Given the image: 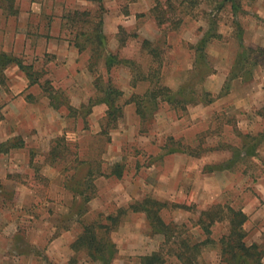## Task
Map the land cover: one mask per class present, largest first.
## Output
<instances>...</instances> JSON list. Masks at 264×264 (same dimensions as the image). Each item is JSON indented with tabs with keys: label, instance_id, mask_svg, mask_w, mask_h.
Instances as JSON below:
<instances>
[{
	"label": "rangeland",
	"instance_id": "obj_1",
	"mask_svg": "<svg viewBox=\"0 0 264 264\" xmlns=\"http://www.w3.org/2000/svg\"><path fill=\"white\" fill-rule=\"evenodd\" d=\"M39 1L56 16L64 14L69 20L67 37L72 44L85 47L82 62L90 73L93 92H82L86 102L77 108L71 107L73 98L68 92L55 94L58 110L53 120L63 118L54 130L55 139L35 141V130L25 124L23 130L11 128L14 136L8 141L21 139L23 147L0 154L11 164L6 177L0 179V264H88L82 252L70 249L84 226L104 223L106 216L144 197L176 200L174 193L160 189L157 182L160 178L169 184L180 164H184V178L195 165L221 174L231 170L222 175L223 189L212 203L202 194L193 197L201 204L194 203L192 186L183 185L186 200L169 203L190 208H165L160 213L163 220L185 224L194 239L202 240V232L191 227L198 213L216 204L230 206L247 217L245 242L260 245L264 252V16L256 13L258 1L238 0L236 11L222 0ZM29 3L1 0L0 46L8 44L15 33L10 14L26 9ZM100 5L102 11H98ZM109 13L116 15L114 32L104 26ZM127 15H135L136 20L125 18ZM98 17L102 18L103 51L90 59L91 45L82 37L76 39L75 34L91 33ZM7 18L10 25L4 22ZM208 31L216 38L209 39L204 60H198L192 47ZM19 36V42L26 39L23 32ZM242 47L251 50L245 55L249 65L242 78L232 79L231 70ZM109 54L130 63L106 69L103 62ZM9 55L26 64L31 60ZM36 68L43 71L40 64ZM21 73L14 64L0 70V110L23 89V81L15 77ZM156 82L178 93L184 110L159 97L149 113L152 105L143 99L140 110L145 115L140 118L135 112L136 99L156 88ZM108 86L121 92L117 97L111 95L121 115L114 128L104 129L103 111L93 107L106 94L100 90ZM206 93L209 97H204ZM209 99V104L203 103ZM191 100L195 102L187 104ZM53 148L57 150L54 158ZM246 152L256 157H245ZM188 155L199 158L197 164L187 162ZM116 165L125 175L122 182L110 175ZM175 184L176 179L170 182L171 187ZM22 186L27 192L17 190ZM86 196L94 203H83ZM77 212L83 214L77 216ZM118 219V227L109 234L117 248L112 264H139V257L162 247V240L151 236L143 213L127 210ZM226 230L225 223L216 224L209 237L216 242ZM199 264H221L217 247L206 246Z\"/></svg>",
	"mask_w": 264,
	"mask_h": 264
},
{
	"label": "trees",
	"instance_id": "obj_2",
	"mask_svg": "<svg viewBox=\"0 0 264 264\" xmlns=\"http://www.w3.org/2000/svg\"><path fill=\"white\" fill-rule=\"evenodd\" d=\"M1 2V0H0ZM96 3H100V0H96ZM230 4L231 10H237L239 7L238 0H222V4ZM2 8V7H1ZM103 8L100 5L98 11H102ZM17 12L14 11L10 15H15ZM75 14V13H74ZM66 18V16H65ZM99 21L97 25L92 29L91 33L77 32L75 38L82 37L84 42L91 45L90 59H96L101 50L103 51L101 42L104 40L101 32L102 28V18L98 17ZM69 21V20H67ZM72 22V19H71ZM216 38V35L208 31L203 37L197 42L192 49L197 54V59L204 60V48L208 43L209 39ZM144 44L147 41L143 42ZM74 47L79 51H83L85 47L80 46L78 43L73 44ZM251 52V50L242 47L241 52L236 58L233 70H231V78H242L241 73L245 70L246 58L245 55ZM117 60L116 56L107 55L105 61L103 62L106 69L118 63H130L127 60ZM199 63L203 67L207 66L203 61ZM198 63V64H199ZM14 64L21 72L24 73L29 85L35 83L33 79V68L32 66H25L23 62L19 59L13 58L8 54L0 53V70H4L7 66ZM249 65V64H248ZM246 73V72H244ZM158 82L153 90L147 92L143 97H137L135 106L136 114L140 118L144 119V112L140 110V104H142L143 99H147V102L152 105L149 111L151 113L156 108V102L159 97L162 98L163 102L175 105H181L184 110L183 100L178 99V93H172L167 88H161L157 86ZM95 89L97 88L94 84ZM98 91V88L96 89ZM106 94L102 97L100 96L95 100L97 104H104L106 106L105 116H104V129H108V126L112 128L115 127L114 122L121 115V109L114 104V98L111 95L120 96L121 92L115 89H111L109 86L106 89L100 90ZM100 92V93H101ZM56 94V93H55ZM55 94L50 95L51 106L57 109L55 105ZM204 97H209V94H204ZM185 101V100H184ZM195 101L191 100L187 104H193ZM201 102V101H199ZM211 100H204L203 103L209 104ZM91 104H95L93 101ZM89 103V104H90ZM77 113V112H76ZM88 113V112H87ZM23 147V142L21 139H14L0 144V154H7L12 149H19ZM56 148L51 150L54 158L56 155ZM170 151L168 153H172ZM252 155V154H251ZM254 155V154H253ZM246 156L249 157L250 154L246 152ZM121 168L116 165L115 169L110 173L117 178L121 177ZM213 170V169H210ZM79 195H83L79 193ZM90 201L89 197H83L82 202L87 203ZM179 208L187 210L190 207L173 204L169 202H163L151 197H144L142 200L133 202L129 204L126 209L120 208L117 210L115 215H108L104 218V223L91 222L86 224L83 228L81 234L71 243L70 249L74 253L82 252L84 258L88 264H112L116 254V245L112 242L109 234L112 233L119 224V216L125 213L127 210L134 213H143L147 225L150 230L151 235H161L164 238L162 247L149 255H144L139 257V264H168V260L171 259L170 264H199V259L202 251L206 246H216L219 254V262L221 264H262V259L264 256L263 249L260 245L252 243L247 244L245 242L246 233L243 229V225L247 220V217L242 213L241 210H235L230 206H222L220 204L212 205L205 210L198 213V218L196 222L191 224V227H197L200 232L205 236L202 240H196L189 234V228L185 224H176L171 221L169 223L165 222L161 217L160 213L165 208ZM83 212H77V216H81ZM219 223H225L227 230L216 242H214L209 235L211 234V228Z\"/></svg>",
	"mask_w": 264,
	"mask_h": 264
},
{
	"label": "crops",
	"instance_id": "obj_3",
	"mask_svg": "<svg viewBox=\"0 0 264 264\" xmlns=\"http://www.w3.org/2000/svg\"><path fill=\"white\" fill-rule=\"evenodd\" d=\"M257 1V8L260 9H258L256 13L260 16H264V0ZM115 16L111 13L106 16L104 26L107 31L111 29L114 32L115 26L113 22ZM125 18H133V20H136L135 15H127ZM11 21H13V31L15 33L11 34L8 44H1L0 53L12 54L18 58L23 55L25 56L24 59L31 58L28 64L23 61V65L32 66V68L35 67V70L33 69L35 71V83L29 85V81L24 73H21L18 77L15 76L23 81L24 86L23 89L15 93L13 97L5 103L3 110H0V144L7 142L14 136V133L11 132V128L16 127L23 130L25 127L23 124L35 130V141L42 138L55 139L56 134H54V130L59 128V124H61L63 118L56 117L54 118L56 120H53L58 109H54L51 106L49 96L57 92H68L67 94H69V97L71 99L73 98L71 107H79L81 103L86 102V96L82 97V92H93L90 73L87 70L86 64L85 66L83 65L81 52H79L68 40L66 27L67 19L64 14L56 16L50 9L46 8L45 2L30 0L29 6L26 9L18 10L11 18ZM4 22L10 25L9 18L5 19ZM22 32L26 34V39L19 42V33ZM39 64L43 68V71L37 70L36 66H39ZM29 92H35V94H30ZM32 95L35 96L34 100H32ZM233 97V95H229V99H233ZM96 108L103 111L104 117L106 106L104 104H97L93 107V110ZM181 157H183V155H177V158ZM245 157L247 156L245 155ZM250 157L255 158L256 155ZM186 159L187 162L195 164L199 161V158L192 155H188ZM10 165L7 159L0 158V179L6 177ZM183 165L180 164L177 166L174 170V175L169 180L173 182L174 179H176L175 187H171L170 182L169 184L161 182L160 178L159 182H157V186L160 189L167 190L169 193H174L173 195L176 197V200L167 199L166 201L184 202L186 200V194L183 195V185H190L192 186L190 190L192 194H190L191 200L194 196L196 197L202 194L204 199H207V203L214 202L221 193L225 183L222 175H225L224 173L227 174L231 169H224L221 174L216 169L204 171L195 165V170H191V174H188V177L184 178ZM124 176L125 175L122 176L121 174L119 178L113 177L117 182H122ZM100 179L105 180L104 177H100ZM185 181H188V183H183ZM179 186H182V188ZM21 188L24 187L22 186L17 190L20 191ZM130 188L131 186L129 184L128 189ZM166 195L167 194H165V196ZM93 201L92 199L87 202V204L91 205L90 203H94ZM192 201L201 204L199 200L196 202V200L193 199ZM153 236L157 239H161L162 242L164 241L161 235ZM55 241L56 239L53 242ZM118 264H127V262L121 261L118 262Z\"/></svg>",
	"mask_w": 264,
	"mask_h": 264
}]
</instances>
